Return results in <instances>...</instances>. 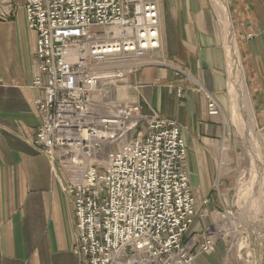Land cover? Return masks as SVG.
<instances>
[{
    "label": "built area",
    "instance_id": "built-area-1",
    "mask_svg": "<svg viewBox=\"0 0 264 264\" xmlns=\"http://www.w3.org/2000/svg\"><path fill=\"white\" fill-rule=\"evenodd\" d=\"M25 11L41 92L36 144L65 172L81 264H193L214 251L221 228L186 240L197 210L182 126L113 96L156 62L159 0H25ZM208 113H218L210 96ZM105 146L117 147L102 159Z\"/></svg>",
    "mask_w": 264,
    "mask_h": 264
},
{
    "label": "crops",
    "instance_id": "crops-1",
    "mask_svg": "<svg viewBox=\"0 0 264 264\" xmlns=\"http://www.w3.org/2000/svg\"><path fill=\"white\" fill-rule=\"evenodd\" d=\"M225 3L253 128L264 140V0ZM214 4L159 0L156 62L128 74L118 92L125 101L139 104L144 115L156 112L184 126L197 210L187 241L211 223L210 214L233 207L235 196L238 144L228 108L224 26ZM0 7L6 13L0 18V264H81L73 251L72 204L62 189L65 172L36 144L40 117L35 100L41 94L32 85L36 34L27 23L25 0H0ZM178 88H183L182 96ZM208 96L217 114L208 113ZM193 264L241 262L233 245L220 240L214 251L198 252Z\"/></svg>",
    "mask_w": 264,
    "mask_h": 264
},
{
    "label": "rangeland",
    "instance_id": "rangeland-1",
    "mask_svg": "<svg viewBox=\"0 0 264 264\" xmlns=\"http://www.w3.org/2000/svg\"><path fill=\"white\" fill-rule=\"evenodd\" d=\"M100 29V27L92 28L93 31H100ZM124 87L117 88L113 96H116L120 100H125L118 95L119 90L124 89ZM232 104L230 96L228 103L229 115L232 123L233 137L238 144V146H235L236 184L235 191L233 190V194L235 193V196L232 198L233 207L227 209L225 212L217 210L210 214L211 223L205 226L198 236L193 238L197 239L199 237V240H202L201 234L207 231L215 233L221 228L224 232L220 240H227L233 245V250L238 254L241 264H264V176L261 177V175L252 173L253 163L251 152L245 143L246 139L241 133L238 122L235 120ZM154 113L158 114L156 112ZM146 128L147 122L145 121L140 125V129L144 132ZM183 128L184 126H182V131ZM260 137L261 135L258 131H254L253 140L256 143L255 147L258 149L260 155H262L261 158L264 166V140ZM116 147L105 146L101 151V158L104 159L103 156L107 155L110 150ZM255 177L257 178L254 179ZM245 183L248 187L242 191L241 186ZM78 257L80 258V256Z\"/></svg>",
    "mask_w": 264,
    "mask_h": 264
},
{
    "label": "bare ground",
    "instance_id": "bare-ground-1",
    "mask_svg": "<svg viewBox=\"0 0 264 264\" xmlns=\"http://www.w3.org/2000/svg\"><path fill=\"white\" fill-rule=\"evenodd\" d=\"M214 2V5L217 6L218 11L220 12L221 19L223 22L222 24L224 26V35L226 43L225 48L228 57L229 70V92L233 103L232 105L234 108L235 120H237L241 133L246 139L245 143L247 144V147L250 149L251 152L253 163L252 173H256L258 175H261L262 177L264 176V166L262 163L263 160L261 158L262 155H260L258 149L255 147L256 143H254L253 140L255 129L253 128L254 126L252 122V109L247 94L245 78L239 60L238 50L229 21L230 14L228 15L225 0H214ZM257 177H255L254 179H256ZM246 187L248 186L245 183L241 186V190L243 191V189H245Z\"/></svg>",
    "mask_w": 264,
    "mask_h": 264
}]
</instances>
